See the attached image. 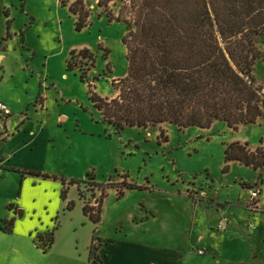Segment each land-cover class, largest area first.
I'll list each match as a JSON object with an SVG mask.
<instances>
[{
    "label": "rangeland",
    "instance_id": "374dc122",
    "mask_svg": "<svg viewBox=\"0 0 264 264\" xmlns=\"http://www.w3.org/2000/svg\"><path fill=\"white\" fill-rule=\"evenodd\" d=\"M61 1L0 0V53L4 57L0 60V99L10 109H20L28 100L39 98L31 105L30 115L44 128L37 146L41 149L39 155L26 158L32 166H43L39 172L57 178H36L24 190L23 199L33 211L46 205L54 213L49 225L37 218L26 219V225L14 223L13 232L7 233L2 227L10 219L0 218V264H93L101 257L92 258L89 248L92 243L100 246L99 235L107 238L109 263L119 261L115 247L134 245L138 237L124 234L128 231L134 236L136 228L141 233L138 225L149 214L147 210L157 215L153 224L157 235L151 236L156 237L161 252L188 249L181 256L182 264L212 263L213 252L225 253L231 246L264 249V205L248 206L251 194L241 184L260 182L264 196V169L234 161L226 170L224 163L226 148L235 142L248 144L252 150L264 146V118L237 129L220 120L208 129L164 123L116 131L89 98V84L100 97L117 96L112 82L120 83L129 65L123 42L126 25L109 21L98 0H86L89 26L78 31L77 16ZM119 2L110 3L116 16ZM81 50L93 54V67L91 60L82 58ZM73 51L72 64L88 73L84 82L79 73L67 70ZM253 72L264 86L263 60L256 62ZM17 115L0 123V128L5 125L14 132L23 124ZM89 175L107 190L97 224L83 212L85 200L97 206L102 191L81 182L89 181ZM109 181L113 186H107ZM129 184L137 186L132 189ZM64 189L66 200L61 197ZM202 198L205 202L200 203ZM20 210L23 214L24 209ZM250 222L262 230L255 243L246 234L251 231ZM38 223L44 226L42 230L50 228L45 230L49 234L56 227L47 252L36 245L42 243L36 232L41 230ZM220 224L224 231L217 228ZM26 228L33 233L31 237L25 235ZM199 249L207 253L199 254Z\"/></svg>",
    "mask_w": 264,
    "mask_h": 264
},
{
    "label": "trees",
    "instance_id": "16d2710c",
    "mask_svg": "<svg viewBox=\"0 0 264 264\" xmlns=\"http://www.w3.org/2000/svg\"><path fill=\"white\" fill-rule=\"evenodd\" d=\"M86 0L62 6L77 16L78 31L89 26L90 10ZM119 15H114L110 3L98 0L97 5L109 21L123 22L127 34L123 42L129 62L126 76L120 83L112 82L117 91L114 98L100 97L90 87L92 103L103 120L117 131L127 127H143L171 123L179 128H211L216 121L237 129L243 124H255L264 118V86L254 74L257 61H264V0H119ZM70 54L67 70L80 74L81 81L88 73L81 65L72 64ZM82 58L92 61L93 54L81 50ZM7 132L0 134V140ZM237 161L255 170L264 169V146L255 150L248 144L233 143L225 150V167ZM31 177L55 178L42 172L24 171ZM262 178V176H261ZM101 187L97 206L85 200L83 212L101 221L106 187ZM263 179V178H262ZM261 179V180H262ZM71 184H78L72 180ZM243 187H255L257 182L243 181ZM107 186H113L109 181ZM137 185L129 184V188ZM66 200V189L61 190ZM72 205L69 202L68 208ZM258 202H255L257 207ZM8 208H14L9 204ZM7 222V221H6ZM2 230L12 233L14 218ZM55 229L38 232V247L47 252L54 243ZM95 237L93 238V241ZM97 247L90 246L91 256Z\"/></svg>",
    "mask_w": 264,
    "mask_h": 264
},
{
    "label": "crops",
    "instance_id": "0c3cea01",
    "mask_svg": "<svg viewBox=\"0 0 264 264\" xmlns=\"http://www.w3.org/2000/svg\"><path fill=\"white\" fill-rule=\"evenodd\" d=\"M3 58V54L0 53V60ZM37 99L39 98L37 97L35 101L28 100L27 104L25 102L20 107V109H14V106L12 109H10L11 112L7 116H1L0 114L1 124L4 123L6 119L13 117L14 113H17V117H19L23 121V124L11 133L6 130L5 125L3 130L0 128V134L7 132L5 138L3 137V140H0V218H6L10 220L14 218L15 224L23 222L24 225H26V219H30L31 221H33L37 218L39 221H42L41 224L44 225L47 223L46 225H49V221H51V217L54 215V213L48 211L49 208L46 205L42 208L37 206V208L33 211V209H31L30 206H28L27 202L23 199L25 192L24 190L28 191L30 182L36 180V178H39L31 177V175L29 174L24 175V171L39 172L40 169H44L42 165L32 166V164H29L26 158L33 154L39 155V149H41V147L38 149L37 146L40 142V133L44 128H40L38 124H35L32 120L33 116L30 115L31 105L36 104ZM0 101L5 103L10 108V105L6 100L0 99ZM36 148L38 150H36ZM40 151L42 156L44 151ZM256 182V186H258L261 190V198L257 199V202H261V204L264 205V196L260 182L254 181L252 184ZM243 188L250 191V189L247 187ZM29 192L32 194L31 190ZM203 199L204 198H202V201L200 200L199 202H203ZM192 201L194 202V200ZM250 201L251 198L249 200V203H247L248 206H251ZM11 203L13 204L14 208H8V205ZM44 203L46 202L44 201ZM21 208L24 209L23 214L19 215V211ZM147 212L149 214L143 215V218L140 217L142 220H140V225H138V228H140L141 233H138L139 230L136 228L137 233H135L134 236H132V233L128 231H126V233L124 234L125 236H130L132 239H134L136 236L138 237V239H135L137 241H135L134 245L132 246V244H130V246H124L123 244V247H120L119 244H117V246L115 247V249L117 250L115 252V255L120 258L119 261L115 260L113 263H109L107 254V247L109 246V244L106 242L107 238L99 235L101 237L99 239L101 241V244L100 246H96L97 254L95 255V258L99 259V257H101V259L97 262L93 261V264H182L180 261L181 256L186 254V251L188 252V249L185 248V250L178 251L174 254L161 252L158 245L156 244V241L154 240V238L156 237L151 236L156 234L153 230V224H157L156 222H154L155 219H157V215L152 210H147ZM136 218L137 220L139 219L138 216ZM44 219H46L45 222H43ZM41 224H37V227L41 230L37 229L36 232L39 231L41 233H44L45 230L47 231L48 229H50L46 227L45 230H42V228L46 225L43 226ZM248 227L251 229L250 223ZM28 228L24 229V233L25 235L28 234L31 237L33 233L30 230L28 233ZM251 231L247 232L246 234L248 235L250 241L252 240L255 243L260 237V233L262 232V230L257 228L256 226V228L251 229ZM228 237L229 236L225 234L224 239L226 240ZM261 238H264V235H262ZM229 249V251H224L225 253H223V251L219 252L217 250L213 252L214 262L209 264H264V249H260L257 246L253 248H250V245H248V247L245 246V248H242V246H240L238 249L234 246H231L229 247ZM206 253L207 251H205V254ZM191 255V253H188V256Z\"/></svg>",
    "mask_w": 264,
    "mask_h": 264
},
{
    "label": "built area",
    "instance_id": "2783aa9c",
    "mask_svg": "<svg viewBox=\"0 0 264 264\" xmlns=\"http://www.w3.org/2000/svg\"><path fill=\"white\" fill-rule=\"evenodd\" d=\"M9 113H10V108L5 103L0 101V114H1V116H7ZM260 193H261V190H260V188L258 186H255V187L250 189V194H251L250 195V198H251L250 202H251V207L252 208H257L255 206V202L257 201L258 196L260 195ZM250 227H251V229H254V228H256V225L254 223L250 222ZM217 228L219 230H225L224 224L217 225ZM198 253L204 255L205 254V250L199 249Z\"/></svg>",
    "mask_w": 264,
    "mask_h": 264
},
{
    "label": "water",
    "instance_id": "95a60500",
    "mask_svg": "<svg viewBox=\"0 0 264 264\" xmlns=\"http://www.w3.org/2000/svg\"><path fill=\"white\" fill-rule=\"evenodd\" d=\"M21 214H22V210L19 211V215H21Z\"/></svg>",
    "mask_w": 264,
    "mask_h": 264
},
{
    "label": "flooded vegetation",
    "instance_id": "af4514ba",
    "mask_svg": "<svg viewBox=\"0 0 264 264\" xmlns=\"http://www.w3.org/2000/svg\"><path fill=\"white\" fill-rule=\"evenodd\" d=\"M48 230H49V229H48ZM45 232H46V231H45ZM45 232H44V233H45ZM37 233H38V232H37Z\"/></svg>",
    "mask_w": 264,
    "mask_h": 264
}]
</instances>
